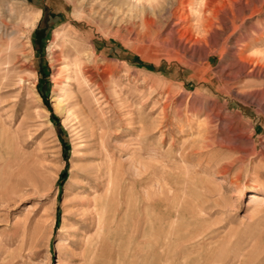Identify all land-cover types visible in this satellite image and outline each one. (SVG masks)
<instances>
[{
	"label": "rangeland",
	"instance_id": "obj_1",
	"mask_svg": "<svg viewBox=\"0 0 264 264\" xmlns=\"http://www.w3.org/2000/svg\"><path fill=\"white\" fill-rule=\"evenodd\" d=\"M20 1L23 8L15 9L6 30L12 39L25 30L33 65L24 72L18 63L1 65L6 71L0 72V122L23 157L11 169L13 183H0V264H153L155 258L158 264H264V199L251 197L264 196L253 178L256 168L264 171V111L237 95L254 102L264 82L233 79L242 62L228 51L210 55L214 70L206 80L163 55L152 38L191 14L185 1L158 0L153 14L134 16L125 0ZM161 5L178 12L169 14ZM44 14L54 23L41 39L36 28ZM144 15L154 20L150 30L140 19ZM251 19L236 30L239 43L257 33L254 27H264V14ZM251 44L247 53L264 47ZM74 47L81 56L92 55L81 57L84 79L72 73ZM249 62L264 70L262 60ZM182 150L188 155H180ZM25 157L41 162L39 175L32 168L28 173ZM101 160L118 168L120 202L128 193L130 217L121 226L108 223L97 235L81 200L93 195L87 173ZM157 239L160 251L154 254Z\"/></svg>",
	"mask_w": 264,
	"mask_h": 264
},
{
	"label": "bare ground",
	"instance_id": "obj_2",
	"mask_svg": "<svg viewBox=\"0 0 264 264\" xmlns=\"http://www.w3.org/2000/svg\"><path fill=\"white\" fill-rule=\"evenodd\" d=\"M3 1L0 0V72L2 73V71L4 70V73H5L6 69H3V67L1 65H3V64L5 65V64H8L10 62L11 63H16V64L18 63V67L20 69L19 71L24 72L26 70H29L32 67V65H33V60H32L33 58H32V53H31V49H30L31 48V45H30V43L28 44L27 42L23 41V38H26V36H25V30L22 29V31H21L20 29H18L19 30V32L17 34L18 36H16L14 39H12L13 32L7 33V30H6V27L8 25V21H10L12 18H14L15 14H16L15 13V9L18 8V7L20 8L21 6H23V3L20 0H18V1H14L13 0V1H10V2L8 0L5 1V2H3ZM125 1L128 3V14L129 15H133V16L136 13L138 14L139 12L141 13V12H144L145 10L149 11V13L152 12V14H153V12H155L157 10V8H159V5L161 4V3H159L158 0H125ZM181 1H185L186 2L185 4L190 6L191 14H186L184 17L183 16L182 17H179L180 21L174 22V24H172L171 26L166 27L163 30L162 34H159L158 33L159 35H157L155 38L154 37L152 38V39H154L156 45H160L161 46L160 48L162 49L161 51H162L163 55H165L169 59H176L178 61H181V62L186 63L190 68H192L195 71V73L198 76L199 80H206L208 77H210L211 71L214 70L213 69L214 66L212 67L209 64V57H210V55L212 53H219L220 55H222V54H225V51H228L229 54L231 55L230 56V59L233 56V57L238 58V60H240L242 62V64L234 67V73H233V76H232L233 79L239 78V79H249V80H261V81L264 82V70H263V68L262 67H259L260 65L258 67H255V65L253 66L252 63H251L252 65H251L250 62H249V59H255L256 61L262 60L264 62V47L263 48H260V49H258L256 51H254L253 53H247L248 50L253 45V44H251L252 42L253 43H259L261 46H264V27H260V26L254 27L255 26V24H254L253 27H254V29H256V32L257 33H253V36L251 38H249V39L247 38L248 41L243 42V43H239L240 41L238 42V40H237V39H239V37H236L235 36L236 30H238L239 27H242L246 23L250 22L249 20L251 19L252 16H256V15L260 16L261 15V17H262V15L264 14V0H181ZM163 7H164L165 10H168V12H170L169 14L172 13L173 15H175L176 12H178V11H174V12L172 11L171 12V10H170L171 7L169 8L168 6L161 5V8H163ZM185 7H187V6H185ZM19 8H18V10H19ZM21 8H23V7H21ZM165 17H166V15H165ZM140 19H142L143 22L145 23L146 29L147 30H150V26L154 24V20L151 17H149V18L146 17L145 15L142 16ZM114 20H115V18H114ZM24 22L26 24L28 22L27 19L24 20ZM217 23H218V28H219L218 33L214 31V29L217 27L216 26ZM253 27H251V28H253ZM9 28H11V27H9ZM240 32H242V31H240ZM126 33H127V31H126ZM245 33H248V32H245ZM251 33H252V31H251ZM223 35H226V37H224ZM222 36L224 37V41H226V40H228V41L229 40H233V38L235 36V39L233 40L234 42H231V44H228V45H226L227 42L224 44V41L221 43L220 40L222 39ZM248 36L249 35H247V37ZM201 38H204V41H205L204 44H209L210 48L208 47V50H207V48L205 49V45L203 46L201 44V40H202ZM143 39L144 38H142V40ZM144 49H146V48H144ZM48 52H49V58L51 59V61H55L56 60V55L54 54L51 46L49 47ZM91 53H92V51H91ZM74 54H75V56H74V61L72 62V64H73V69H72L73 72L72 73H74L75 76H77V78L78 77H81V78L84 79V74L86 72H85L84 67L82 65V62H81L82 58L81 57H83L85 60H91L92 59V55L91 54L88 55L87 53H85L83 56H81V51L79 50L78 47H74ZM154 54H156V53H154ZM159 55L161 56V54H159ZM220 59H222V58H220ZM233 60H235V59H233ZM225 63H227V62H224V64ZM230 64L232 65V63H230ZM260 64H261V62H260ZM91 67H93V66H91ZM263 67H264V65H263ZM68 70H70V68ZM221 72L224 73L225 72L224 69H222ZM227 72L229 74V72H231V70L230 71H227ZM4 76H7V75H4ZM70 76L71 75L69 74L67 77H70ZM226 77H228V76H226ZM0 78L2 79V80L0 79V81H3L2 76ZM5 79H4L3 85L5 84ZM76 80H78V79H76ZM216 80L218 81V79H216ZM229 80H231V79H229ZM85 82L83 84H85ZM226 84H228V83H226ZM241 85H244V84H241ZM71 86H72V84H71ZM78 86H80L79 85V82H78ZM216 86H214V87H216ZM243 87H245V86H242V88ZM237 88H239V87H237ZM237 95L243 101H245L246 103H252V104L254 103L257 106V109L258 110H263L264 111V101H263L264 100V93H262L261 95H259V97H257V99L254 102L252 100H250L247 96H242L241 94H237ZM52 99L54 101H56L58 99V97H53ZM80 109H82V107H80ZM209 109L211 110V108H209ZM174 114H176V113H174ZM177 114H179V113H177ZM165 116H167V115H165ZM206 117H207V115H206ZM224 117H226V116L224 115ZM187 118H188V116H187ZM209 118H208V120H209ZM212 119H214V117ZM218 119L220 120V118H218ZM214 120H212V121H214ZM219 120L216 119L217 122ZM209 121H211V120H209ZM99 122H101V120ZM192 122H191V124H192ZM187 123H188V121H187ZM91 125H92L91 126L92 127L91 130L93 131V124H91ZM221 125H223L222 122H221ZM94 126H96V125H94ZM160 139H161V137H160ZM197 139H198V137H197ZM194 141H196V140H194ZM248 141H250V140H248ZM16 144H17V142H16L15 138L13 136H11V135L8 134V131L2 126V124L0 122V183H4V182L11 183L12 180L14 179L15 173L13 174V170L11 171V169L13 168V166L17 162H19L21 160L20 158L23 157L22 155H20V153H19L20 156L18 154L16 155V151H15V145ZM235 147H237V146L235 145ZM170 148H171V146H170ZM17 150H19V148ZM197 150H199V149L197 148ZM196 153L197 152H193V154H196ZM159 155H161V154L159 153ZM167 155H168V153L165 154L166 157H167ZM180 155H188V154L186 152H184V150H182L181 153H180ZM195 156H197V155H195ZM195 156H192L191 155V157H195ZM103 159H104V157H103ZM101 162H102V160H101ZM181 162H183V161H181ZM20 164H21V162H20ZM23 164L25 165L26 170L28 169V171H29V169L32 168V170L35 172V174L39 175L41 173V167H42L41 162L40 163L39 162H35V160H33V159L32 160H28V158L25 157V160H24V163ZM22 167H23V165H22ZM261 167L262 166H260V168ZM24 169H22V171ZM8 172H10V173L8 174ZM28 173L30 174V171ZM87 174H88V182H89V185L90 184L93 185V187H92L93 188V190H92L93 191V195L90 196L91 192H89L88 197L82 198L81 201H82V204L85 207L90 208V214H91L92 219L95 220L94 222L96 223V227H95L96 228V234L98 235L101 231H103V230L106 229V225L108 223L112 222L114 224L116 223L117 225H120V221H124V220H126L127 218L130 217V212H129V209H128V207H129V204H128L129 203V200L127 198L128 193L126 194L127 196L125 197V204L123 205L120 202V200L122 199V198L120 199V197L122 195H124V191H122L120 189V185H119V182H118V178H119V176H118V168L114 167L113 164H111V163L105 164V162L103 161L101 164L95 165ZM263 174H264V171H260L259 169L256 168L255 169V172H254V177H253L254 180L257 181L260 184L259 186H262V188L264 187V181L263 180L261 181V176ZM154 175H156V174H154ZM32 177H33V174H32ZM154 180H156V179H154ZM36 183H38V182H36ZM37 187H39V185L38 184H35V187H34L35 190L37 189ZM85 188L86 187L84 186V189ZM13 189H14V187H13ZM91 189L89 191H91ZM17 191H18V189H17ZM174 195H175V193H174ZM190 196H192V195H190ZM184 197H185V194H184ZM251 197H252V200L254 202H261V200L264 199V196H262L260 194H257V193L251 194ZM181 198H180V200H181ZM186 198H188V196ZM193 200H194V198H193ZM166 203H168V202L166 201ZM179 204H180V202H179ZM132 205H134V204H132ZM182 206H183V204H182ZM166 208H164V209H166ZM123 209H124V212H123V214L120 215V213H121V211ZM133 213H134V211H133ZM164 214H165V212H164ZM186 214H187V212H186ZM196 214H198V213L196 212ZM154 231L156 233H158L159 232V227L158 226H155L154 227ZM119 232H120V234L123 233L122 232V229L120 227H119ZM164 235H166V234L164 233ZM149 237H150V235H149ZM170 238H171V236H170ZM96 241H98V240H96ZM100 241H103V240L101 239ZM150 241H152V239ZM155 241H156V243L153 246V252H154V254L157 251H160L158 249L160 247L159 246L158 239L155 240ZM104 243H106V242H104ZM165 258H166V256H165ZM152 262H153V264H158V258H155V260H152Z\"/></svg>",
	"mask_w": 264,
	"mask_h": 264
},
{
	"label": "trees",
	"instance_id": "obj_3",
	"mask_svg": "<svg viewBox=\"0 0 264 264\" xmlns=\"http://www.w3.org/2000/svg\"><path fill=\"white\" fill-rule=\"evenodd\" d=\"M53 23H54L53 21H51L49 19H46V15L45 14L43 15V17L40 19L39 25L36 28V32L39 33V37L41 39H42V37L47 36V34L49 33ZM41 94H42L41 96L43 98L46 97V95L44 93H41ZM57 133H58L59 139H60L63 147L65 149H67L65 138L62 136V133L59 130V126L58 125H57ZM65 175H66V169H63V171L61 172L62 179L65 177ZM62 179H61V182H62Z\"/></svg>",
	"mask_w": 264,
	"mask_h": 264
}]
</instances>
